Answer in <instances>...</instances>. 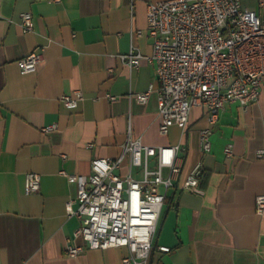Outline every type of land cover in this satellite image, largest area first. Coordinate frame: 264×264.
I'll return each instance as SVG.
<instances>
[{"label":"crops","instance_id":"obj_1","mask_svg":"<svg viewBox=\"0 0 264 264\" xmlns=\"http://www.w3.org/2000/svg\"><path fill=\"white\" fill-rule=\"evenodd\" d=\"M150 1L156 0H0V264H122L124 246L64 254L79 220L66 212L77 184L60 170L89 174L91 159L116 157L128 135L185 147L179 187L165 191L148 264H264V212H255V197L264 193V157L257 156L264 148V79L247 107L228 101L209 124L206 108L192 106L185 130L172 125L160 133L148 59ZM240 1L264 19V0ZM23 11L33 16L28 32L19 22ZM36 48V70L20 73L17 59ZM130 53L140 54L136 65ZM151 83L146 101H138L135 94ZM77 89L83 99L65 106L61 95ZM207 126L210 150L203 152L199 132ZM197 163L205 171L199 191L181 189ZM127 170L125 158L120 171ZM30 171L40 174L36 192L24 188Z\"/></svg>","mask_w":264,"mask_h":264},{"label":"built area","instance_id":"obj_2","mask_svg":"<svg viewBox=\"0 0 264 264\" xmlns=\"http://www.w3.org/2000/svg\"><path fill=\"white\" fill-rule=\"evenodd\" d=\"M59 1V0H54ZM24 32L33 28L30 11L19 14ZM146 31L152 38V53L157 87L159 132L166 134L172 125L185 130L192 106L207 110L214 123L224 104L237 101L242 107L258 99L264 79V19L240 0H156L147 3ZM140 32V31H139ZM139 53L129 54V64H137ZM42 51L33 49L17 59L22 74L34 72ZM153 83L136 93L145 102ZM109 100L115 96L107 94ZM83 99L81 90L62 94L60 100L74 108ZM56 124L42 127L43 132ZM210 126L199 132L201 150H210ZM185 147L181 143L152 146L127 136L116 157H94L89 174L60 170L69 182L77 184L76 198L66 203L67 215H75L79 226L66 242L64 254L75 257L86 248L105 249L124 246L128 252L122 264H148L157 220L168 188L176 184ZM224 153H232L231 144ZM264 157V148L257 150ZM128 158V170L120 171ZM168 168L163 174L162 169ZM204 168L197 163L186 175L181 189L198 192ZM40 174L27 172L24 188L36 192ZM76 207H72V203ZM255 212H264V193L255 197ZM81 238L82 243L74 240ZM161 251L170 247L160 245Z\"/></svg>","mask_w":264,"mask_h":264}]
</instances>
